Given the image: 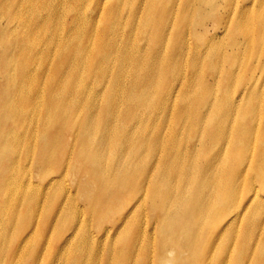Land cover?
<instances>
[{"label": "bare ground", "instance_id": "6f19581e", "mask_svg": "<svg viewBox=\"0 0 264 264\" xmlns=\"http://www.w3.org/2000/svg\"><path fill=\"white\" fill-rule=\"evenodd\" d=\"M48 1L31 6V0H0V9L5 10L4 16L8 18L7 26L0 25V42L4 39L8 42L0 49V76L6 80L0 83L1 167L10 161L14 166H19L18 170H12L10 178L13 177V180L20 183L30 182L31 169L28 159L16 158L20 155L17 148L21 139V134H17L16 128L21 129L28 124L27 130L30 129L34 117L31 109L25 107L31 104L30 99L42 98L44 86L49 89L51 84L45 81L42 67H38V74L42 77V89L39 91L36 85L28 84V81H34L36 72L32 70L27 53L60 52L62 55L66 52V56L71 57L75 52V60L78 62L76 68L81 67L86 71L92 69L89 60L92 56L96 75L102 77L101 81L95 84L101 87L100 92H79L66 103L65 90L55 97L58 101L54 105L60 109V114L71 115V130H77L73 139L74 145L71 146L75 148V157L80 168L100 184L104 192L94 196L101 197L97 207L94 205V198L87 200L82 209L74 206L71 216L67 213L68 205L76 204L81 186H75L73 194L67 188L56 192L50 197L53 201L49 204L45 216L43 236L50 231L60 232L59 240L66 245L62 248L74 243V246L79 244L80 253L84 252L85 248L88 256H92L93 264H121V258L126 261L125 264H264V237L261 247H257L256 251L253 249L255 242L258 245L264 234V224L260 228L259 221L260 213L264 212V201L261 200L263 196L260 197L259 193L264 189V131L260 139L253 141H248L244 136V132L254 131L252 122L246 127L247 131L244 130L243 119L250 102L240 107L236 105L238 102L232 101L233 95L225 93V101L218 104L208 117V114L201 118V115L187 111L192 133H200L201 125L211 132L212 119L224 122L233 111L238 112L230 124L229 143L230 152L239 154L242 160L237 165L231 163L225 156L229 146L224 138L211 134L209 143L190 142L189 153L194 162L182 167L183 157L177 151L180 141L176 140V130L171 128L174 137L168 140L163 133L166 127L162 115L168 110L169 100L174 96L170 86L159 92L161 81L167 76L163 74L162 67V61L166 59L150 55L153 62H159L153 64L146 59L145 68L137 67L135 60L133 64L130 57L123 53L132 52L130 35L123 38L121 48L118 46L119 42L116 45L109 37L97 42L95 37L88 34L91 22L103 18V24H108V20L109 26L102 25L101 31L106 36L113 35L117 27L115 19L125 11L126 6L104 0L100 3L101 8H92L90 5L86 7L90 12L87 19L81 11L83 0ZM255 2L257 3V0L250 1L249 9L254 7ZM196 3L203 4V0H177V5L172 6L169 15L159 22L163 23L161 30L169 34L172 22H176L179 16L180 20L185 21ZM58 7L63 10L62 23L68 24L62 34L64 42L60 43L56 34L50 31L51 24L48 33L52 36L48 37L40 49L37 41L39 38L33 33V25L41 23L48 26V23H51L50 16L43 15L41 10L54 14ZM237 9H240L238 4L235 10ZM249 9L240 12V19ZM263 14L259 13L258 16L262 17ZM248 17H251V13L247 14L246 18ZM153 22L147 10L142 31L147 33L149 23ZM40 28L43 26L38 27V33ZM74 28L76 29L73 32ZM97 30L99 27L94 25L93 35ZM176 32L183 37L182 31ZM85 37L89 38L88 42H85ZM184 45L183 42H175L169 48L177 54L183 50ZM15 47H21L17 51V61H14L11 55ZM18 52H25L26 58ZM62 59L56 64L55 73L63 70ZM260 59L259 54L257 65L261 63ZM128 67L131 70L126 74ZM197 67V63H194V69ZM112 68L114 71L106 77L104 74ZM261 68L262 73L264 64H261ZM252 75L250 84L238 93L239 101L258 85L259 78L255 77V73ZM231 76L230 73L226 80L219 79L215 83L216 87L219 84L229 87ZM87 79L93 81L90 77ZM156 81L158 82L155 86L152 82ZM175 83L176 81L173 84ZM188 83L192 85L191 80ZM78 97L104 98L101 102H83L78 101ZM23 98L27 100V104L20 102ZM45 98L48 101L53 99L52 92L47 90ZM250 111H253V107L249 108ZM261 111L264 113V108ZM119 114L121 116H118ZM37 117L38 136L42 135L41 141L45 142L44 133L56 122L57 116L52 120V117L44 116L38 111ZM255 133H258V130ZM249 143L253 154L246 157L245 150ZM41 147L48 148V151L35 154L34 161L38 166H43L55 158L64 165L67 161L66 155L73 156L66 148L60 151L61 141L58 146L44 144ZM105 152L108 157H112L113 164L109 172L105 164ZM200 157L204 160L202 165L198 163ZM51 174L57 175V178H48L43 186H37V189L42 191L43 199L51 194L50 190L55 184L64 182L67 170H52ZM180 176L181 186L176 187L173 185L176 180L174 178ZM131 198L132 203L112 219L109 226L101 229L97 217L106 215L105 210L108 208L113 211L120 208L124 201ZM36 202V198L29 202L27 210L30 208L31 214L28 218H15L10 221L9 215L14 213L13 210L3 208L2 213L0 212V229L11 228L12 240L15 243L7 255L9 262H12L16 254L39 232V222L34 219L36 211L33 205ZM255 205L257 206L254 207ZM21 206L22 204L19 208ZM253 207L255 211L249 216ZM259 211L261 212L257 214ZM158 213L162 215L158 217ZM148 217L150 224L146 221ZM244 221L247 226L238 235L237 232ZM251 224L256 226L253 231ZM95 226L97 231L92 232ZM9 229L0 231V251L5 246L1 232L6 235ZM259 229L260 234L263 232L260 237L256 234ZM107 243L118 246V249H104ZM62 248L55 247L53 250L59 252Z\"/></svg>", "mask_w": 264, "mask_h": 264}, {"label": "rangeland", "instance_id": "374dc122", "mask_svg": "<svg viewBox=\"0 0 264 264\" xmlns=\"http://www.w3.org/2000/svg\"><path fill=\"white\" fill-rule=\"evenodd\" d=\"M44 1L49 2L48 0H31V6L33 4L39 5ZM103 1L104 0H83L81 11H83L87 19H89L90 12L86 7L90 5L92 8H101L102 6L100 3ZM110 1L112 4L117 3L126 6L125 11L121 15H117L115 19L117 27L112 33L113 35L106 36L101 31L102 25L105 27L109 26L108 20H106L108 24H103V18L100 20L97 19L94 23L91 22L88 34L91 37H95L97 42L109 37V39H111L116 45H118L117 43L119 42L120 44L118 46L121 48L123 46V38L126 35H130L132 52L123 53H126L130 57L133 64L135 60L137 63L135 66L137 67L145 68L146 59H149L153 64L159 62H153L150 55L154 58L162 60L166 59V61H162V67L163 74H166L167 76L161 81L159 92L170 86L173 88L174 96L169 100L168 110L162 115V121L164 127H166L164 128L165 130L163 133L166 134V139L168 140L174 137L171 133V128L176 130V140L180 141L177 151L180 152L183 157L182 167L189 166L190 163L194 162L189 153V147L191 146L190 142L196 141L195 144H204L208 141L209 143L210 139H212L211 134L219 135L224 138L229 146L225 156L231 163L237 165L240 160H242V156L240 157L239 154H232L230 152L229 128L233 118L237 116L238 112L236 113L233 111L228 120L224 122L212 119L213 130L211 132L201 125L200 133H192L189 127L190 120L187 111H191V113L195 112L201 115V118L204 114H208V117L212 114L218 104L225 101V93L233 95L232 101L238 102L236 105H240V107L249 101L250 105L247 107V114L243 119V122H245L244 130L247 131L246 127L252 122L254 131L244 132V136L248 138V141L260 139L261 133L264 131V113L261 111V109L264 108V71L261 73V64H264V14L262 17H259L258 15L259 13H264V0H257L254 7L250 9L249 6L251 0H203V4L196 3L191 8L190 14L185 21L180 20L181 17L179 16L176 22H172L171 32L169 34L167 31L161 30L163 23L159 22L169 15L172 6L177 5V0ZM235 3L238 4V8H240L239 10H235ZM181 7L182 6H180V8ZM245 9H249L247 14L251 13V17L246 18V14L240 19L239 14ZM106 10L107 7H105V11ZM147 10L152 16L154 22L149 23V30L147 33H144L141 27ZM5 13V10L1 11L0 9V25L3 27L8 25V18L4 16ZM41 13L43 15L48 14L51 23H48V26L47 24L43 25L41 23L33 25V33L37 34V37L39 38L37 41L40 46L37 47L41 49V47L47 42L48 37L52 36L48 33L51 24L50 31L56 34V39H58L60 43H63L64 39L62 36L64 35L62 34L68 24H63L61 21L63 13L62 8L58 7L54 14L51 11L44 10H41ZM46 21L48 22L47 19ZM40 25H42L43 28H40L38 33L37 29ZM94 25L99 27V30H97L95 35H93L92 32ZM75 29L76 28L72 31L74 32ZM176 30L182 31L183 37L177 34ZM84 40L85 42H88L89 38L85 37ZM175 42H178V44L183 42L185 44L183 50L177 54L172 52L169 48V46ZM0 43V49H3L4 44H8L5 39ZM19 48L21 47H15L14 52H11L14 61L19 59L17 54ZM18 53H22L23 57L26 58L25 52ZM31 53L32 52H30V54L27 53V59L30 61L32 70L36 72V77L34 81H28V84L36 85V87H39V91L42 89V77L38 74V67H42L43 77L47 83L51 84V87L48 89L44 86V90L41 92V96L43 97L30 99L32 101L31 104L25 107L31 109L34 117L30 129L27 130L29 127L28 124L21 129L16 128L17 134H21L20 143L17 148L20 155L16 158L28 159L29 168L31 169L30 182L20 183L17 182V180H13V177L10 178L12 170H18L19 166H14L9 161L8 164L5 163V165L1 167L3 164L0 163V212L2 213L3 208L13 210L14 213L9 215L10 221L15 220V218L17 220L28 218L31 214V209L29 208V211L27 210L28 204L33 198H36L37 202L33 205V208H35L36 211L34 219L36 222H39L40 227L39 232L36 233L27 245L23 243V247L24 245L25 247L16 254L12 262H9L7 259L8 252L13 249L15 245L11 235L12 229L6 227L1 228L4 231L9 229V231L6 235H3L1 232L5 246L0 251V264H33L35 262H37V264H93V258L92 256H88L85 248L82 253H80L79 244L74 246V243L73 245L62 248L66 245L62 244L59 240L60 232L50 231L43 236L42 229L46 223L45 216L49 204L53 201L50 197L56 192L67 188L70 189L71 194H73L75 186H81V193L78 194L79 198L76 204L68 205V216H71V209L74 206L77 209H82V207L86 205L87 200H92L96 194L104 192L101 185L91 179L90 175L86 173L84 169L80 168L79 162L75 157V148H72L71 146L74 145L73 139L77 130L76 128L71 130V125L69 124L71 122V115L65 116L60 114V109L54 105V103L58 101L55 97L63 93L65 90L67 91L65 96L66 99L64 100L66 103L71 101L72 97L79 92L86 93L89 90L93 93L100 92L101 87L95 84L101 81L102 77H97L96 75V66H93L94 61L92 56L89 58L92 69L86 71L81 67L76 68L78 62L75 60V56L77 55L75 52H73L71 57L66 56V52L62 55H60V52H40L39 54L33 52L32 55ZM120 53L122 52H119V54ZM259 54L261 55V63L257 65ZM0 55H2V52H0ZM61 58H63V70L60 73H55V66ZM194 63H197L198 65L195 69ZM130 70V67L126 68V74ZM113 71L114 69L112 68V70H109L104 75L108 77ZM230 73L232 76L229 87H226L223 84H219L216 87L215 83L219 79L226 80ZM253 73H255L256 78H259L258 85L254 90L247 92L244 98L239 101L237 97L238 93L242 88L250 84ZM88 77L93 81L88 80ZM190 80L192 81L191 86L188 83ZM175 81L176 83L173 84ZM2 82H6V80L0 76V83ZM146 82L148 81L146 80ZM157 82L158 81L152 83L156 86ZM47 90L52 92L53 97V99L49 101L45 98ZM233 92L235 93L233 94ZM103 98L104 97L90 99L86 97H78V101L81 100L85 102L86 100H93L101 102ZM20 102L27 104L25 98L21 99ZM252 107L253 111L249 112V108ZM38 111L44 116L49 118L52 117V120L54 116H57L56 122H53L44 133L43 138L45 139V142L41 141L42 135L38 136ZM118 116H121V114ZM235 127H238V123H236ZM256 130H258V133H255ZM69 135L73 137H69ZM60 141V151L63 148H66V150L71 152L73 156L67 154L65 157V160L67 161L64 165L60 164L57 158L48 161L43 166L36 165L34 161L35 154H39L42 151H48V148H43L41 146L44 144L58 146ZM245 153L246 157H250L253 154L250 143L248 148H246ZM198 163L202 165L204 160L200 157ZM105 164L109 172L113 162L112 157L107 156V152H105ZM52 170H57L59 172L67 170V175L64 182L55 184L50 190L51 194L43 199L41 198L42 191L41 189H37V186H43L48 178H57V175L51 174ZM174 179L177 181L174 180L173 185L176 187L181 186V183H179L181 176L179 178L175 177ZM263 190L259 191L260 197L263 196L261 198L262 201H264ZM3 192L4 194L2 195ZM99 199H101V197H95L93 199L95 207L98 206ZM132 201L133 198L124 201L122 206L114 211L110 208L106 209V215L104 216L99 214L100 216H98L97 219L100 228L103 229V227L109 226L111 220L120 215L130 203H132ZM21 204L22 206L19 208ZM256 206L257 205L254 207ZM254 207L251 208L248 214L249 216L255 211ZM16 211L18 212L15 214ZM260 212L261 211L257 212V214ZM161 215L162 213L157 214L158 217ZM146 221L149 224L151 223L149 217ZM259 221L261 222V228L264 224V212L260 213ZM246 226L247 223L244 221L237 232L238 235L246 228ZM250 227L252 231L256 228V226L252 224ZM96 229L97 226L92 229V232H96ZM256 234L260 237V229L259 231H256ZM263 237L264 234L262 238H260V243L257 245V242H255L253 245L255 251L257 250V247H261ZM230 246H232V244H230ZM55 247H61L62 250L56 252L53 250ZM104 249L116 250L118 249V246L107 243L104 246ZM120 261L122 262L121 264H125L126 262L123 258H121Z\"/></svg>", "mask_w": 264, "mask_h": 264}]
</instances>
